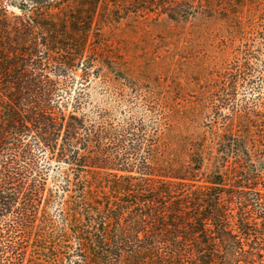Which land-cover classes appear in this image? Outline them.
<instances>
[{
  "label": "trees",
  "instance_id": "16d2710c",
  "mask_svg": "<svg viewBox=\"0 0 264 264\" xmlns=\"http://www.w3.org/2000/svg\"><path fill=\"white\" fill-rule=\"evenodd\" d=\"M147 19L238 39L264 0H0V264H264V106L224 72L168 129L102 40Z\"/></svg>",
  "mask_w": 264,
  "mask_h": 264
},
{
  "label": "rangeland",
  "instance_id": "374dc122",
  "mask_svg": "<svg viewBox=\"0 0 264 264\" xmlns=\"http://www.w3.org/2000/svg\"><path fill=\"white\" fill-rule=\"evenodd\" d=\"M101 34L102 40H109L107 49L122 55L125 69L136 72L141 86L148 85L151 93L144 106L168 122V129L179 131L182 122L191 126L207 121L214 81L224 72L239 74L240 84L230 99L234 104L264 106V19L238 39L226 34L220 23L192 27L148 19L121 21ZM247 59L245 70L236 67V61ZM91 81L102 97L103 81ZM108 102L113 103L112 96ZM131 111L125 112L140 115L144 110L138 104Z\"/></svg>",
  "mask_w": 264,
  "mask_h": 264
}]
</instances>
